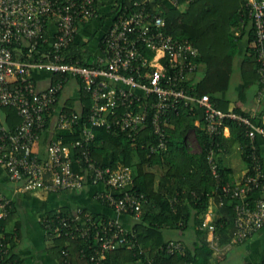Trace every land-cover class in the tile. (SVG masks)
<instances>
[{
    "label": "built area",
    "instance_id": "obj_1",
    "mask_svg": "<svg viewBox=\"0 0 264 264\" xmlns=\"http://www.w3.org/2000/svg\"><path fill=\"white\" fill-rule=\"evenodd\" d=\"M164 1L119 3L112 24L99 40L100 53L87 64V58L74 60L68 53L84 25L100 17L98 0H0V108H13L20 117L14 128L0 117V167L11 181L29 191L63 192L103 184L104 188L96 193L98 200L119 214L140 219L147 203L145 193L135 189L130 166L111 168L98 164L90 147L94 128L103 126L139 142L148 127L152 133L147 144L150 154L164 152L172 125L171 109L178 103H195L202 109L204 128L213 139L207 161L215 178L222 176L218 162L221 147L215 138L228 126L226 122L244 126L250 138L248 173L240 181L220 185L225 195L236 200L230 245L241 244L264 227V196L255 197L264 191V160L257 145V138L264 139V125L254 121V113L251 116L232 109L225 111L209 94L192 93L189 86L201 66L200 50L190 39L177 38L168 31ZM167 1L185 9L196 0ZM246 6L255 26L260 75L257 102L262 103L264 0H246ZM37 73L49 74V81L40 85ZM71 79L78 80L91 97L86 118L83 109H70L61 100L60 93ZM45 130L51 135L42 158L39 144ZM63 130H78L80 137L66 141L59 133ZM12 203L11 198L0 195V220L10 221ZM219 204H223L222 196ZM41 222L50 239L85 241L88 254L85 248L82 254L88 257V264H106L107 255L122 246L139 247V252H144L134 230L116 218L96 216L82 207L71 213L44 215ZM199 228L214 233L216 226L208 217ZM7 232L6 227L0 231V264H22L11 257ZM185 248L181 240H170L165 246L170 254L185 253ZM68 255V248L62 247L60 257L65 264L70 263ZM154 259L149 257V264H161Z\"/></svg>",
    "mask_w": 264,
    "mask_h": 264
},
{
    "label": "trees",
    "instance_id": "obj_2",
    "mask_svg": "<svg viewBox=\"0 0 264 264\" xmlns=\"http://www.w3.org/2000/svg\"><path fill=\"white\" fill-rule=\"evenodd\" d=\"M124 4H132L133 0H122ZM164 11L167 21V29L175 37L190 39L200 50V61L207 64L208 70L206 76L200 83L190 84L192 93L197 96L209 94L211 100L216 106L227 111V103L229 101L218 100L215 93L224 91L230 86V81L234 72V61L237 53L240 51V40L242 34L237 35L236 31L244 24L253 23L249 16V10L246 6V0H196L191 2L185 9H180L172 5L167 0L164 1ZM255 26L253 23L252 29L249 31L248 40L246 42V51L241 64V74L243 78L242 94L249 90L257 81L259 84L260 75L258 72V62L255 51ZM87 46L86 42H75L70 46L69 56L72 59H85L87 64L93 58L88 50H84ZM36 81L38 79H35ZM258 87V88H259ZM258 91V90H257ZM81 98L84 104L83 115L86 118L91 110L92 101L88 93L80 90ZM62 93H60V96ZM257 100V93H256ZM264 102V99L263 101ZM230 103V102H229ZM228 103V104H229ZM226 104V105H224ZM70 109H74L69 105ZM5 115V122L10 128H14L20 121V117L13 108H1ZM172 110L173 128L168 129V150L150 154L147 147L151 140L152 133L147 127L141 133L139 142L131 141L124 133H115L103 126L94 128L95 138L90 143L92 156L96 159L99 165L111 168H117L121 165L130 166L133 170L134 187L140 192L145 193L147 203L144 205L141 221L136 225L135 233L138 242L151 245V249L146 254L139 252V247L129 249L122 246L107 255L106 264H133L138 261L139 264H149V254L154 257L155 262L161 264H187L196 260V255L190 248H185V253L176 252L170 254L165 249L167 241L164 240L162 227L170 225L174 228L185 229L193 225L195 231L202 235L204 244L197 246V255L202 254L200 264H207L213 248L206 242L207 230L199 228L204 222L205 215L210 206L211 198L214 197L219 204L220 198H223V204H219L218 213L214 219L216 226L215 231L223 235L222 243L231 241L235 230L236 200L225 195L221 189L222 184L229 183L231 178L230 172L220 162V152L231 144L238 143L242 149L244 159L248 166H251V161L247 156L250 152V138L247 135L246 128L235 121H227L226 124L231 129V137L227 138L219 134L215 138V142L219 143L221 151L218 153V162L220 164L222 176L220 179L214 177L207 161V149L211 146L213 139L209 136L203 125L196 128L197 138L201 145V152L193 154L189 152L184 144L186 135L194 127L191 124L190 116L196 109H192L191 105L178 103ZM232 110L239 113L253 116L252 113L245 112L238 105L233 106ZM203 113V112H202ZM254 121L263 124L264 121L260 115L254 117ZM66 141L76 140L80 137L79 131L70 132L63 130L59 132ZM50 131L45 130L43 143L47 146V139L50 136ZM264 140L257 138L258 148L260 147L261 158L264 160ZM142 143H146L145 146ZM81 152V151H80ZM79 152V153H80ZM43 158L45 156L41 155ZM167 159L174 163L172 169L167 173L171 179L162 182L158 188L153 189L149 186L148 173L146 166L153 164L156 161ZM74 168L79 170V165L75 164ZM175 200V201H174ZM12 203L9 219L13 218ZM70 212L63 210L62 213ZM54 212H49L52 215ZM8 221L0 220V231H3ZM7 229V227H6ZM8 240L10 241L11 250L16 241V234L7 232ZM255 234V233H254ZM56 243L69 250L67 259L69 264H88L87 256L83 257L82 249L86 250L87 244L83 240H74L69 237H57ZM69 243V244H67ZM242 244V243H241ZM11 252V251H10ZM147 255V256H146ZM12 258L18 259L22 264L24 262L18 255L13 254ZM63 263L64 258H60ZM68 264V263H66ZM264 264V261L263 263Z\"/></svg>",
    "mask_w": 264,
    "mask_h": 264
},
{
    "label": "crops",
    "instance_id": "obj_3",
    "mask_svg": "<svg viewBox=\"0 0 264 264\" xmlns=\"http://www.w3.org/2000/svg\"><path fill=\"white\" fill-rule=\"evenodd\" d=\"M121 2L122 0H98L101 13L100 17L84 25L79 34L77 42H86L87 46L83 49L90 51L93 57L100 53L99 40L112 24L114 11ZM252 26L253 23L250 20V22L237 29V35L242 34L243 38L240 40V51L235 57L233 66L234 72L230 81V86L224 91L221 90L216 92L215 96L218 100L230 102H228L229 104L227 103V105L224 104L228 106V110L238 105L245 112L260 115L261 119L264 121V102L258 103L256 100V93L259 87L258 81L249 90L245 91L244 94L241 92L243 87L241 64L246 51L249 31L252 29ZM207 70V64L201 62L198 74L192 80L193 85L194 82L200 83L206 76ZM36 76L40 80H38L40 85L46 84L50 79V75L47 73H37ZM70 90L71 92H69ZM80 90L81 86L79 81L71 79L61 95V100L66 101V103L73 106L74 109L82 110L84 106ZM191 105L192 109H196L190 116V121L194 128L186 135L183 141L184 144L180 142V140L179 143L181 146H185L189 152L197 154L200 153L202 149L197 138L196 128L203 125V111L195 103ZM170 115H172V110L170 111ZM0 117L2 120L5 119V115L1 108ZM173 125L174 124H172L170 128H173ZM54 133L55 131H53L52 125V137ZM223 135L227 138L231 137V129L229 126L224 128ZM43 140L39 144V152L41 155L45 156L46 147ZM261 141H263L262 145L264 147V140ZM219 157L221 164L230 172V183L242 180L248 173L249 166L244 159L240 144L234 142L231 146L221 151ZM173 165L174 163L172 161L162 159L148 165V167L146 166L147 171H149L147 175L149 186L156 189L162 182L171 179L167 173L172 169ZM103 188V184H87L82 190H68L63 192H48L44 189L32 191L24 190L21 183L11 181L6 171L0 167V195L11 198L14 203L13 218L6 224L7 231L16 234V241L14 242L11 254L18 255L24 264H61L60 249L62 246L58 245L55 239H50L41 222V218L44 215H48L50 211L57 213L67 210L71 213L77 208L82 207L91 211L96 216L116 218L129 230L136 231L135 227L140 223L141 218L137 219L135 216L126 213L119 214L112 207L98 200L96 198V193ZM257 196H264V191L257 192L255 197ZM218 210V203L216 199L212 197L205 218L211 217L214 221ZM205 232L206 242L214 249L207 264H213V260L216 261V264H220L227 255H233L234 257L236 254L242 257L243 260H240L241 264L263 263L264 227L244 243L237 244L243 245V249H238L236 245H230L228 241L227 243H222L223 237L221 236L223 235L218 234L216 231L214 233ZM162 233L165 241L181 240L187 248L193 250L197 259L187 264H200L203 255L200 253L197 255L196 249L197 246H202L204 244V239L201 240L202 235L200 236L199 233L195 231L193 225L185 229H178L170 225H165L162 227ZM142 245L144 253L146 254V252H149L151 245ZM213 245L218 246V248H214ZM147 254H149V257H152L150 253ZM133 264H139V262L136 261Z\"/></svg>",
    "mask_w": 264,
    "mask_h": 264
},
{
    "label": "rangeland",
    "instance_id": "obj_4",
    "mask_svg": "<svg viewBox=\"0 0 264 264\" xmlns=\"http://www.w3.org/2000/svg\"><path fill=\"white\" fill-rule=\"evenodd\" d=\"M69 92H71V90L69 91ZM239 246V247H238ZM236 247L239 249H243L244 248V246L242 245H236ZM229 254H230V252H229ZM233 254H236V253H233ZM240 260H243L242 259V257H239V254H236L234 257H233V255H227L226 257H225V259L220 263V264H241V262H240ZM238 262V263H237ZM213 264H216V261L215 260H213V262H212Z\"/></svg>",
    "mask_w": 264,
    "mask_h": 264
}]
</instances>
